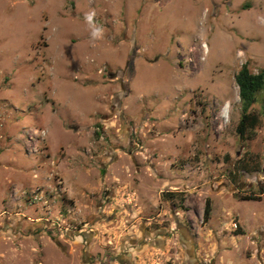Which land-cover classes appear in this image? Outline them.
<instances>
[{
    "label": "rangeland",
    "instance_id": "rangeland-1",
    "mask_svg": "<svg viewBox=\"0 0 264 264\" xmlns=\"http://www.w3.org/2000/svg\"><path fill=\"white\" fill-rule=\"evenodd\" d=\"M243 63L264 0H0V264H264Z\"/></svg>",
    "mask_w": 264,
    "mask_h": 264
},
{
    "label": "trees",
    "instance_id": "trees-1",
    "mask_svg": "<svg viewBox=\"0 0 264 264\" xmlns=\"http://www.w3.org/2000/svg\"><path fill=\"white\" fill-rule=\"evenodd\" d=\"M238 87L240 101V117L235 130L241 136L248 128H253L257 123V115L249 108L255 103L261 94L264 93V67L257 72L249 70L246 63H243L234 75ZM209 213V200H205L203 217L207 218Z\"/></svg>",
    "mask_w": 264,
    "mask_h": 264
},
{
    "label": "flooded vegetation",
    "instance_id": "flooded-vegetation-1",
    "mask_svg": "<svg viewBox=\"0 0 264 264\" xmlns=\"http://www.w3.org/2000/svg\"><path fill=\"white\" fill-rule=\"evenodd\" d=\"M177 232L180 234V241L183 244V246L185 247V249L188 251L190 250L188 246H190L192 244V235L189 231V229L187 228V226H185L184 224L177 222ZM181 232H183L184 234H182ZM129 256V253H127L126 251H123L121 255H117V256H113L111 257L109 260L113 261H119L122 264H128L129 262L127 261V257Z\"/></svg>",
    "mask_w": 264,
    "mask_h": 264
}]
</instances>
